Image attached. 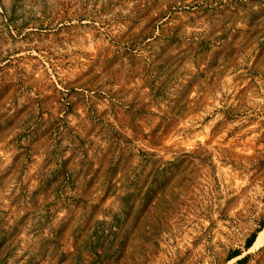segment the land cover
Masks as SVG:
<instances>
[{
  "label": "rangeland",
  "instance_id": "obj_1",
  "mask_svg": "<svg viewBox=\"0 0 264 264\" xmlns=\"http://www.w3.org/2000/svg\"><path fill=\"white\" fill-rule=\"evenodd\" d=\"M263 230L264 0H0V264H264Z\"/></svg>",
  "mask_w": 264,
  "mask_h": 264
},
{
  "label": "trees",
  "instance_id": "obj_2",
  "mask_svg": "<svg viewBox=\"0 0 264 264\" xmlns=\"http://www.w3.org/2000/svg\"><path fill=\"white\" fill-rule=\"evenodd\" d=\"M256 233H254L253 235H252V237L248 240V243H247V247L249 248V247H251L253 244H254V242H255V239H256ZM238 254H236L235 256H237ZM247 258L248 257H244V258H242V259H239L238 260V263L239 264H243L246 260H247Z\"/></svg>",
  "mask_w": 264,
  "mask_h": 264
},
{
  "label": "bare ground",
  "instance_id": "obj_3",
  "mask_svg": "<svg viewBox=\"0 0 264 264\" xmlns=\"http://www.w3.org/2000/svg\"><path fill=\"white\" fill-rule=\"evenodd\" d=\"M263 242H264V230L261 231V232H259V236H258V238H257V240H256V242H255V244H254L253 247H255V246H259V245H261Z\"/></svg>",
  "mask_w": 264,
  "mask_h": 264
}]
</instances>
